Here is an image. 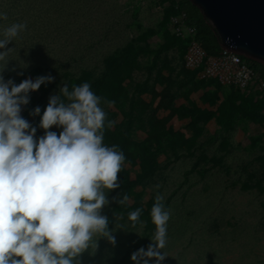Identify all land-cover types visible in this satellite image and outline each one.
Returning a JSON list of instances; mask_svg holds the SVG:
<instances>
[{
	"label": "rangeland",
	"instance_id": "rangeland-1",
	"mask_svg": "<svg viewBox=\"0 0 264 264\" xmlns=\"http://www.w3.org/2000/svg\"><path fill=\"white\" fill-rule=\"evenodd\" d=\"M170 1L0 0L7 16L0 39L7 27L26 24L7 45L0 75L16 85L54 77L22 106L37 142L49 98L65 85L91 84L106 124L115 121L103 143L118 146L125 160L120 187L104 190L109 203L101 215L116 243L95 237L97 248L78 264H135L132 254L154 243L158 193L170 213L162 264H264V99L201 80L185 66ZM36 107L40 115H31ZM49 130L59 136L63 129ZM138 208L133 226L128 216Z\"/></svg>",
	"mask_w": 264,
	"mask_h": 264
},
{
	"label": "clouds",
	"instance_id": "clouds-1",
	"mask_svg": "<svg viewBox=\"0 0 264 264\" xmlns=\"http://www.w3.org/2000/svg\"><path fill=\"white\" fill-rule=\"evenodd\" d=\"M25 29L26 24L17 23L4 30L0 49L6 50L0 52V61L7 64L12 50L7 45ZM53 80L51 75L40 76L16 85L0 75V264H78L83 252L97 248L95 237L116 243L108 218L101 215L109 203L104 190L120 187L118 174L125 160L118 146L103 143L105 126L110 129L115 121L106 124L103 98L89 83L71 91L65 85L49 98L39 125L45 135L37 142V129L21 116L22 106L29 104L31 92ZM106 103L111 107L114 102ZM40 112L36 107L30 114ZM53 126L63 129L59 136L49 130ZM128 200L124 195L118 202ZM142 211L129 213L133 226ZM151 217L154 243L132 254L135 264H149L153 258L162 264L168 256L161 252L170 213L159 193Z\"/></svg>",
	"mask_w": 264,
	"mask_h": 264
},
{
	"label": "built area",
	"instance_id": "built-area-1",
	"mask_svg": "<svg viewBox=\"0 0 264 264\" xmlns=\"http://www.w3.org/2000/svg\"><path fill=\"white\" fill-rule=\"evenodd\" d=\"M173 1L176 12L170 18V29L176 37L186 41L185 66L196 70L201 80L235 87L246 95H254L256 101L264 99V81L249 59L227 50L210 55L197 40L196 29L188 23L187 14L180 10V0Z\"/></svg>",
	"mask_w": 264,
	"mask_h": 264
},
{
	"label": "water",
	"instance_id": "water-1",
	"mask_svg": "<svg viewBox=\"0 0 264 264\" xmlns=\"http://www.w3.org/2000/svg\"><path fill=\"white\" fill-rule=\"evenodd\" d=\"M216 34L222 50L264 65V0H189Z\"/></svg>",
	"mask_w": 264,
	"mask_h": 264
},
{
	"label": "trees",
	"instance_id": "trees-1",
	"mask_svg": "<svg viewBox=\"0 0 264 264\" xmlns=\"http://www.w3.org/2000/svg\"><path fill=\"white\" fill-rule=\"evenodd\" d=\"M180 10L185 12L187 14V21L196 29V38L198 41H200L205 48V50L210 55H218L222 52V48L220 46L219 40L212 30V28L209 26L208 22L205 20L203 15L200 13L198 8L194 6L189 0H180L179 2ZM170 8L172 10V15L176 12L175 10V2L173 0L170 1ZM171 15V16H172ZM174 35V34H173ZM175 36V35H174ZM176 37V36H175ZM178 40L181 41L184 45V50L186 47V41L176 37ZM185 53V51H184ZM250 64L260 73V76L262 80L264 81V65L252 60H249ZM40 67H36V70ZM34 70V69H33ZM24 76V75H23ZM21 76V77H23ZM104 79H100L98 83V89H101L103 86ZM94 84V83H93ZM91 85V84H90ZM72 86V84H70ZM92 87V85H91ZM93 87L91 88V90ZM102 94V93H101ZM254 95H250L252 98ZM33 100L30 99L31 103ZM259 102V101H257ZM261 103H264L263 101H260ZM166 208V205L164 206Z\"/></svg>",
	"mask_w": 264,
	"mask_h": 264
}]
</instances>
